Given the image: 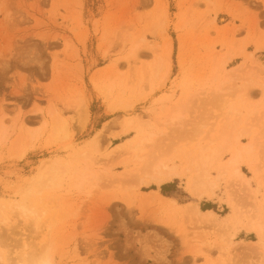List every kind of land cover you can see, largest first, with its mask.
<instances>
[{"label":"rangeland","instance_id":"1","mask_svg":"<svg viewBox=\"0 0 264 264\" xmlns=\"http://www.w3.org/2000/svg\"><path fill=\"white\" fill-rule=\"evenodd\" d=\"M234 136L251 143L245 182L212 167L201 199L186 190L193 169L148 183L153 164L184 172L183 152ZM221 150L225 165L233 152ZM74 168L86 190L71 186ZM45 254L264 264V0H0V264Z\"/></svg>","mask_w":264,"mask_h":264},{"label":"bare ground","instance_id":"2","mask_svg":"<svg viewBox=\"0 0 264 264\" xmlns=\"http://www.w3.org/2000/svg\"><path fill=\"white\" fill-rule=\"evenodd\" d=\"M166 100L167 99L165 98L163 102H165ZM130 104L131 103H129V105L126 104L125 106H122L120 110L123 112H128L129 110L132 109V104L131 105ZM129 122L131 124V121ZM107 129L108 128L106 124H104L103 127L88 141V143H90L93 146L96 145L99 142L100 138L107 135L106 133ZM220 142H221V149L223 147L227 148L228 146L230 150L233 152L231 158L227 161L225 165L219 164V155H220L219 152L222 151L221 149L219 150L216 148H212L210 149L209 154H204L202 148L198 149L199 152L197 151L196 154L193 153L194 150H191V152H189L190 151L189 150L187 151V153L183 152V159L185 160L184 172L176 166H169L168 164L160 161L151 166V169L147 175L148 183L151 182L154 185H161L165 182H171L177 179H184L186 177L185 176L186 172H189L191 169H193L192 175H190V177H186L185 179L186 190L195 199H201V198H211L214 195V189L216 187V183L214 180H212L209 172L212 167L218 170L221 176L226 177L231 175V178L245 182L244 181L245 177H243L244 175L241 173L239 166L243 161H245L244 155L250 152L251 143L248 144L241 143L239 140V136L227 137V138L222 137L220 139ZM239 144H241L242 146L239 147ZM49 173H51V171ZM74 173L75 174L73 176V180H75V183H73L71 186L77 191H81L82 189H84V187H85L84 190H86L87 187H89L90 180H89V175L87 174L85 168L82 169L74 168ZM52 179L53 178L51 177L46 182L49 185H51ZM159 199L162 203L167 204L170 207L167 209L172 210L176 206L174 202L164 199L161 196H159ZM194 205L193 206L190 205L191 209L194 208V214H195L194 216L197 215L201 216L202 219L204 217V219L208 221H210L211 219L214 220L213 219L215 216L214 212L212 211L202 212L197 207H194ZM190 206L188 207L190 208ZM14 207L17 209L20 216L30 217L34 222H36L37 218L35 219L36 216L35 211L26 208L24 203L20 202L18 204H15ZM185 207H187V205ZM255 231L258 232L259 235H262L261 234L262 226L256 224ZM31 264H51L50 257L48 254L42 255L38 259H32Z\"/></svg>","mask_w":264,"mask_h":264},{"label":"crops","instance_id":"3","mask_svg":"<svg viewBox=\"0 0 264 264\" xmlns=\"http://www.w3.org/2000/svg\"><path fill=\"white\" fill-rule=\"evenodd\" d=\"M165 183H168V182H165ZM164 184V183H163ZM159 196H161V195H159ZM161 197H163V196H161ZM164 199H166L165 197H163ZM167 200H169V199H167Z\"/></svg>","mask_w":264,"mask_h":264}]
</instances>
